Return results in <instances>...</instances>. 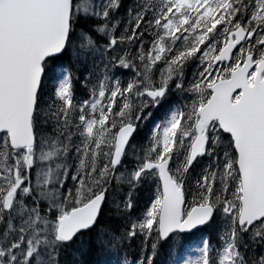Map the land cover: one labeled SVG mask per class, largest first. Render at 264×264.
<instances>
[{
    "label": "snow or ice",
    "instance_id": "1",
    "mask_svg": "<svg viewBox=\"0 0 264 264\" xmlns=\"http://www.w3.org/2000/svg\"><path fill=\"white\" fill-rule=\"evenodd\" d=\"M0 264H264V0H0Z\"/></svg>",
    "mask_w": 264,
    "mask_h": 264
},
{
    "label": "trees",
    "instance_id": "2",
    "mask_svg": "<svg viewBox=\"0 0 264 264\" xmlns=\"http://www.w3.org/2000/svg\"><path fill=\"white\" fill-rule=\"evenodd\" d=\"M125 3H128V0H125Z\"/></svg>",
    "mask_w": 264,
    "mask_h": 264
}]
</instances>
